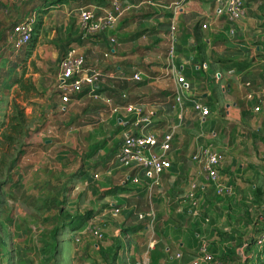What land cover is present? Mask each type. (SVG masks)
Returning a JSON list of instances; mask_svg holds the SVG:
<instances>
[{"label": "crops", "instance_id": "obj_1", "mask_svg": "<svg viewBox=\"0 0 264 264\" xmlns=\"http://www.w3.org/2000/svg\"><path fill=\"white\" fill-rule=\"evenodd\" d=\"M23 1L30 8L31 2L46 0ZM48 1L58 5L52 4L43 17L56 18L62 12L64 42L57 47L51 41L46 50L39 49V66L50 59L59 69L65 47L74 46L100 72L96 92L87 89L70 101L76 105L73 116L78 114L82 126L75 128L65 122V126L72 125L67 140L74 130H81L85 138L87 131L92 135L89 144L103 142L99 154L90 160V165L98 166V176L91 179L92 170L83 176L87 198L98 196L103 214H110L115 206L122 208L119 215H113L119 227H114L112 237L107 235L100 245L92 246L97 264H110L111 255L116 258L113 264H192L204 245L223 264H257L264 258V96L249 99L247 94L264 87V0H247L244 16L234 22L227 14H218L216 0H122L117 26L93 35H84L81 9L103 15L113 0ZM3 2L7 0H0L5 33L25 12L3 7ZM173 24L176 46L171 56ZM50 30L49 38L54 40L57 27ZM137 72L142 74L140 81L134 78ZM180 73L190 83L184 91L185 109L174 99ZM194 100L211 107L205 125L201 123L202 133L195 121L200 116L191 107ZM127 103H136L152 114L149 131L163 134L174 130L172 166L161 185L151 190L145 179L135 184L128 180L129 170L109 162L125 135L141 131L134 114L123 109L113 112L114 106ZM43 141L47 147L53 139ZM206 147L223 155L218 182L208 179L193 159ZM51 151L52 147L46 154ZM38 153L35 149L30 158ZM31 167L25 184L9 177L1 186L6 199L0 209V227L11 248L7 264H66L70 259L75 264L79 256L72 247L80 241L76 232L83 227L74 228L68 239H62V233L55 236L62 207L40 205L37 197L29 196L44 194L47 201L52 199L48 195L54 192L53 166L48 165L52 173L44 182L39 177L34 181L38 169ZM193 181L200 185L196 206L186 197ZM220 186L231 187L233 192L221 193ZM27 206L31 212H26ZM150 210L153 218L139 217ZM79 222H69L70 229ZM55 237L59 238L57 256L51 255ZM83 252H90L88 245Z\"/></svg>", "mask_w": 264, "mask_h": 264}, {"label": "rangeland", "instance_id": "obj_2", "mask_svg": "<svg viewBox=\"0 0 264 264\" xmlns=\"http://www.w3.org/2000/svg\"><path fill=\"white\" fill-rule=\"evenodd\" d=\"M31 3L30 8L23 0H7L1 3L3 7H9L12 11L25 12L21 20L32 19L34 21L35 36L29 45L17 49L10 44V36L15 23H12L11 28L3 33L5 27L1 26L3 21L0 20V209L6 199L1 186L9 177L19 178L17 183L25 184L27 180L25 174L33 168L31 167L33 164L38 169V173H33L34 181L39 177L44 182L47 175L52 173V169L48 170V165L52 164L53 172H55L54 192L48 195L53 196L52 199L47 201L44 194L29 196L37 197L40 205L49 203L50 206L55 204L56 207H62L63 213H57L60 221L54 229L55 236L62 233V239H68L71 232L75 231L74 228L79 230L83 227L81 232H76L80 241H76L72 247V250L76 252L75 255L79 256L75 264H97L94 257L96 252L92 246L94 243L100 245L101 241L97 240L92 233L90 234L91 229L102 225L105 231L104 237L107 235L112 237L114 227H119L118 220L112 212L108 211L110 214H103L102 207H98V196L93 194L92 197L87 198L85 194V189L88 188L83 183L85 179L83 176L86 171L92 170L91 179H96L95 173H98V166L95 165V168L90 165V160L95 159L99 154V150L103 148V142L101 140L97 145L89 144L88 142L93 140L92 135L87 131L85 138L81 130H74L72 141L66 139L67 132L72 125L65 126V122L75 124L72 126L75 128L82 126L78 114L74 113L75 116H73V107L76 105H72L71 102L64 103L61 99L57 89L59 71L57 64L49 59L44 60L43 67L39 66L41 57L39 49L45 48L46 50V45L51 41L55 42L57 47L64 42L63 18L60 17L62 12L60 15L57 14L56 18H45L43 13L46 14L52 9V4L57 6L58 2L46 0L42 3ZM52 26L57 27L54 40L49 38ZM66 48L68 46L65 50ZM51 49L53 45H50L48 51L51 52ZM70 116H73L72 120L69 119ZM195 121L199 124V132L202 133L201 127L205 125L206 120L198 118ZM47 137H51L53 142L46 147L43 140ZM70 144L72 147H69ZM51 147L50 154H46L47 149ZM35 149H38L39 153L34 158H30ZM30 209L27 206L26 212H31ZM39 213L42 216L43 213L41 211ZM76 220L78 222L80 220L81 223L79 222L77 226L74 224L76 227L72 226L73 229H70L68 223ZM109 228L112 230L108 234ZM1 232L0 227V264H7L10 263L7 260L9 259L7 255L11 251L10 241L5 239ZM58 239L55 237L51 255L55 253L57 256ZM86 245L90 252L84 254L83 250ZM85 256L88 258L83 259ZM72 263V259L66 262V264ZM257 264H264V258H259Z\"/></svg>", "mask_w": 264, "mask_h": 264}, {"label": "built area", "instance_id": "obj_3", "mask_svg": "<svg viewBox=\"0 0 264 264\" xmlns=\"http://www.w3.org/2000/svg\"><path fill=\"white\" fill-rule=\"evenodd\" d=\"M216 2L218 4V14H227L231 22L242 18L245 14L247 0H216ZM122 12V0H113L111 9H108L103 15H97L89 8H82L80 19L84 35L112 31L117 26ZM203 27H207V23H204ZM175 29L176 26L173 24L170 49L171 56L175 53ZM34 30L35 24L32 19L19 21L13 27L10 44H13L17 49L26 47L33 40V36L35 35ZM111 41L114 42L115 37H112ZM134 78L140 81L142 80V74L137 72L134 74ZM99 80L100 72L87 64L85 55L77 47L69 46L60 60L57 76V89L62 101L64 103L70 102L73 97L87 89L96 92ZM178 81L180 85L176 89L174 99L181 108L185 109L188 106V100L184 97V91L190 88V83L181 73L178 76ZM247 96L249 99L264 96V87L258 92L250 91ZM106 102H111V99L106 98ZM259 102L262 103L261 98ZM191 107L203 120H206L211 115V107L203 101L194 100ZM260 108V105L256 106L257 110H260ZM122 109L126 113L135 115L137 124L141 125V131L125 135L120 146L111 155L109 162L114 167L129 170L128 180L135 184H140L145 179V182L148 184L147 187L151 190L153 187L161 185L164 173L172 166L170 155L173 150L174 130L169 129L163 134L149 131L148 128L153 124L152 114L144 112L143 108L136 103L114 106L113 112L119 113ZM193 159L201 164L208 179L219 181L220 164L223 159L221 153L214 152L211 148L206 147L202 154L194 155ZM95 175L98 176L97 173ZM199 190V183L193 181L186 195L187 199L194 206L198 203L197 195ZM219 191L221 193L231 194L233 189L228 186H220ZM111 210L112 214L116 216L121 213L122 208L115 206ZM146 216L153 218L155 216L153 210L139 215L140 218ZM91 233L99 241L104 239L105 233L102 225L95 226L91 229ZM177 256H181V253H178ZM203 263L223 264V261L211 253L207 249V246L204 245L192 264Z\"/></svg>", "mask_w": 264, "mask_h": 264}, {"label": "trees", "instance_id": "obj_4", "mask_svg": "<svg viewBox=\"0 0 264 264\" xmlns=\"http://www.w3.org/2000/svg\"><path fill=\"white\" fill-rule=\"evenodd\" d=\"M58 1H62V0H58ZM45 10V9H44ZM35 36V35H34ZM34 36H33V40H34ZM112 257V262L110 264H113V262H115L114 260H116L115 256L111 255Z\"/></svg>", "mask_w": 264, "mask_h": 264}]
</instances>
